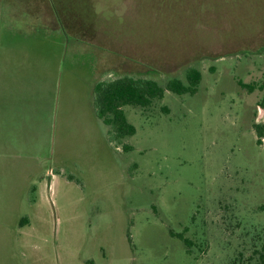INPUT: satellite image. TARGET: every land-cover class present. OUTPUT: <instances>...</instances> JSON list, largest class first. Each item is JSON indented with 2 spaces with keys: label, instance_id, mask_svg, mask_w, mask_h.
I'll return each instance as SVG.
<instances>
[{
  "label": "rangeland",
  "instance_id": "rangeland-1",
  "mask_svg": "<svg viewBox=\"0 0 264 264\" xmlns=\"http://www.w3.org/2000/svg\"><path fill=\"white\" fill-rule=\"evenodd\" d=\"M54 2L0 0V264L260 263L264 0ZM115 67L202 82L124 107L120 142L93 106Z\"/></svg>",
  "mask_w": 264,
  "mask_h": 264
},
{
  "label": "trees",
  "instance_id": "trees-1",
  "mask_svg": "<svg viewBox=\"0 0 264 264\" xmlns=\"http://www.w3.org/2000/svg\"><path fill=\"white\" fill-rule=\"evenodd\" d=\"M56 0H51L52 5ZM88 0H79V2L85 3ZM63 4V3H62ZM65 6V4H63ZM68 5V4H67ZM24 0H12V6L9 9H25ZM60 7V8H59ZM57 9L54 7L55 15L58 17L64 15L62 7L59 5ZM68 7V6H67ZM70 9V8H69ZM62 10V12H61ZM70 12V10H69ZM88 23V21H86ZM63 26L64 24H61ZM65 27V25L63 26ZM66 35L64 36V43L77 42L87 44L88 41L79 36H73L70 29L65 27ZM69 46V45H68ZM113 76L115 78H113ZM188 84H184L178 79H172L168 82L166 87H162L157 81L134 77L129 74H118V69L110 70L106 72L95 83L93 106L97 117L110 128V133L113 137L122 142L127 137H132L136 134V127L132 125L125 114L124 107H141L149 108L155 100H162L166 91H170L177 95H195L198 92V87L202 82V74L197 69L191 68L186 74ZM244 88H249L247 85H242ZM264 104V103H263ZM264 106V105H263ZM258 134L260 138L264 135V126L258 125ZM128 146H124V151H129ZM186 246H190L189 239L183 235H177ZM131 241V236H129ZM91 264V263H89ZM264 264V252L260 254V263Z\"/></svg>",
  "mask_w": 264,
  "mask_h": 264
},
{
  "label": "crops",
  "instance_id": "crops-1",
  "mask_svg": "<svg viewBox=\"0 0 264 264\" xmlns=\"http://www.w3.org/2000/svg\"><path fill=\"white\" fill-rule=\"evenodd\" d=\"M34 190H37V188H34ZM31 223V220L29 218L27 219H22L21 223H20V226L21 227H26L27 225H30ZM24 229V228H23ZM22 229V230H23Z\"/></svg>",
  "mask_w": 264,
  "mask_h": 264
}]
</instances>
